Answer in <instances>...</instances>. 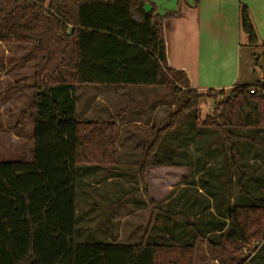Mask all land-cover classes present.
<instances>
[{
  "label": "trees",
  "instance_id": "1",
  "mask_svg": "<svg viewBox=\"0 0 264 264\" xmlns=\"http://www.w3.org/2000/svg\"><path fill=\"white\" fill-rule=\"evenodd\" d=\"M178 12L162 16L150 0H0V43L29 45L35 59L33 157L0 160V264H196L198 241L211 240L209 229H198L204 220L181 214L179 221L161 213L162 202L175 187L155 198L147 176L154 168L186 167L178 183L187 182L193 167L184 162L194 155L199 173L202 160L214 158L230 169L228 151L247 150L251 139L264 137V82L255 85L261 91L249 85L193 88L187 73L170 66L167 57L165 21ZM240 23L247 46L261 49L254 63L264 73V41L244 4ZM82 86L166 87L167 97L177 105L161 126L132 125L144 130L147 140L135 173L152 211L159 210L137 242L76 240L78 167L95 175L98 184L124 175L118 166L117 119L140 108L128 105L104 120H80L77 91ZM217 95L223 98L202 119V104ZM191 112L195 116L188 117ZM255 155L264 163V144ZM232 157L235 170L241 169L236 152ZM207 175L203 171L195 182L212 193ZM255 183L243 185L240 193L246 198L227 206L228 227L225 220H217L210 231H221L217 238L227 239L235 249L253 240L264 243V173ZM133 190L140 192L136 186ZM160 214L168 218L170 236L155 242L150 237H155ZM177 226L183 230L176 233ZM251 257V263H257L258 255Z\"/></svg>",
  "mask_w": 264,
  "mask_h": 264
},
{
  "label": "crops",
  "instance_id": "2",
  "mask_svg": "<svg viewBox=\"0 0 264 264\" xmlns=\"http://www.w3.org/2000/svg\"><path fill=\"white\" fill-rule=\"evenodd\" d=\"M150 1L156 6V12L162 16L179 10L177 14L169 16L165 21L167 57L170 66L184 70L187 73L193 88L199 91H206L208 89H230L235 85H249L253 87L258 82L264 81V73L261 69L260 71L257 69L254 58L248 66L245 67L243 65V51L245 47L249 46L246 44L247 38L241 30L240 23L241 6L244 4L250 9L260 40L264 41V0H199L198 3H196V0ZM252 56L254 57V54ZM86 88H95L97 90L98 95L96 99L104 104V117L79 118L77 101V117L80 120H104L108 118L116 111L126 107L121 106V98L122 96H128V92H130L137 99V102L134 104L139 105L140 108L117 119L118 136L121 122H124L123 125L129 126V132L133 137H137L141 133L143 139H145L144 134L146 132L133 128V124H142L148 128L158 126L156 125L157 113L162 107L160 103L163 102V99L157 98L159 95H154L153 93L163 89V87L120 89L115 86H82V89ZM145 93L150 94L147 97H143ZM148 100H152V102L142 105V103ZM84 115L86 116L87 114ZM146 141L143 146L146 144ZM136 152V150L130 151L131 156L127 163L134 164L137 167L135 171L138 170L140 161L143 158V147L140 151ZM233 152H236L237 156H239L235 158L237 164L241 163L239 164L241 168L239 170L234 169V165H232L234 160H230V169L229 167L223 169V166L228 165H224L222 159L214 158L207 161L202 160V171L199 173L194 169L198 164L195 155L186 161L183 160L185 161L184 163L193 167V176L187 182L180 184L177 182L174 186L173 194L161 204V208L163 207L161 213L171 216L172 219L176 218L181 221L183 220L181 214H187L192 221L204 220L202 224L198 223V229L203 231L209 229L207 236L211 240H207L206 238L199 240L198 246L203 243L207 244L213 252L224 249L222 261L226 258V253H229L227 261L224 259V264H231V262H227L233 260V258H237L235 256L232 257V247L229 248L228 246V244H232L225 238H221V240L217 238L222 233L221 231H210L213 228L216 229L217 220H225V228L228 227L227 206H231L236 200L245 199L246 195L240 193L241 189H243L242 186L250 184V181L252 185L257 186L258 184L255 183V180L257 182L258 176L264 173V163L255 155V153H259L257 149L246 150L241 148L228 151L231 155H233ZM118 164L120 165L119 152ZM203 164L206 165L202 166ZM210 167H213V169ZM159 168L167 169L168 167ZM171 169L179 171L180 177L188 171L186 167H174ZM122 170L124 172L129 171L127 169ZM203 171L208 174L206 186L212 189V193L208 192L200 182H195ZM113 179L117 178H110L107 182H112ZM136 187L140 188V186ZM217 187L220 188L218 189ZM136 200L144 201L146 204L143 206L148 204L147 199L144 200L142 198L132 199L126 204H137ZM218 209L220 210L218 211ZM157 211L158 209L155 208L153 213ZM221 211L225 215L222 216ZM153 218L152 216L150 222ZM181 230H183L182 226L176 227V233ZM166 236H170V233H166ZM255 255H258L257 263H251L248 260L250 258H247L244 262L243 259L238 262L240 264H264V243L251 258H254ZM214 259L221 261L218 254H214Z\"/></svg>",
  "mask_w": 264,
  "mask_h": 264
},
{
  "label": "rangeland",
  "instance_id": "3",
  "mask_svg": "<svg viewBox=\"0 0 264 264\" xmlns=\"http://www.w3.org/2000/svg\"><path fill=\"white\" fill-rule=\"evenodd\" d=\"M243 54V65L246 67L253 61L254 57L252 54L254 56L261 55V49L245 47ZM34 64L35 59L31 46L19 43H0V160L27 161L33 157V120L30 114L33 103ZM257 69L260 71L261 67L257 66ZM119 88L126 89L123 87ZM140 89L147 88L141 87ZM77 93L79 118L104 117V104L96 99L98 93L95 88L82 89L80 87ZM168 93L169 88L166 87L153 93L154 95L158 94L159 99H163V102L160 103L162 107L157 113L156 125L158 126L165 123L168 119V114L177 108L174 101L167 97ZM149 94L145 93L143 97H147ZM134 96L130 92H128V96H122L121 106L136 103L137 99ZM222 98L223 95H217L213 100L202 104V119L214 111L215 105ZM84 114L87 115L85 116ZM191 116H195L193 112L188 115V117ZM123 124L124 122L120 123L118 136L119 166L129 171L125 172L124 175L121 174L120 178L113 179L112 182L103 180L100 181L101 184H98L97 182L99 181L95 175L85 174L84 166L78 167L77 206L80 212L76 234V240L78 241L109 242L119 240L137 242L149 229L150 220L153 216L151 205L142 206L134 203H123L132 197V199H147L141 181H139L135 173V168L137 167L134 164H127L131 156L130 151H140L146 140L143 139L141 133H138L139 136L133 137L129 132V126ZM263 144L264 137L255 136L249 141L248 147L249 149L261 151ZM234 148H239V145L235 144ZM229 158L234 160L231 154ZM179 179V171L174 169H152L147 176L149 192L152 196L159 199L169 189L173 188ZM135 180L137 181L132 183ZM135 186H140V192L133 190ZM130 190L132 192L130 196H122L123 192ZM160 216L164 218L154 222L153 233L155 237H150L152 241L165 240L164 236L169 232L166 224L168 221L167 217L161 214ZM219 239L221 240V238ZM261 244L262 242L257 243V241L253 240L244 244L240 249H235L228 244L229 248L232 247L233 250L232 257L235 256L237 258H233L227 263L240 264L238 261L241 259H243V262L246 261L249 256L251 257L256 253ZM206 245L203 243L197 246L196 264H224V259L227 261L229 253H226V258L222 261L224 249L216 251L221 260L218 261L214 259V254L217 255L216 252H213L209 245Z\"/></svg>",
  "mask_w": 264,
  "mask_h": 264
},
{
  "label": "built area",
  "instance_id": "4",
  "mask_svg": "<svg viewBox=\"0 0 264 264\" xmlns=\"http://www.w3.org/2000/svg\"><path fill=\"white\" fill-rule=\"evenodd\" d=\"M252 91H261V86H255V87H253V90Z\"/></svg>",
  "mask_w": 264,
  "mask_h": 264
}]
</instances>
